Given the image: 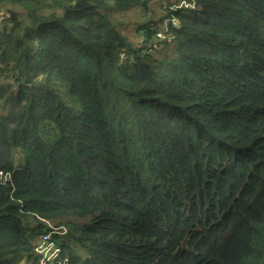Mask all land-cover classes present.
Wrapping results in <instances>:
<instances>
[{"label":"trees","instance_id":"obj_1","mask_svg":"<svg viewBox=\"0 0 264 264\" xmlns=\"http://www.w3.org/2000/svg\"><path fill=\"white\" fill-rule=\"evenodd\" d=\"M152 1L0 0V264H264V0Z\"/></svg>","mask_w":264,"mask_h":264},{"label":"built area","instance_id":"obj_2","mask_svg":"<svg viewBox=\"0 0 264 264\" xmlns=\"http://www.w3.org/2000/svg\"><path fill=\"white\" fill-rule=\"evenodd\" d=\"M194 8L193 3L185 4V0L181 1L177 7L175 8ZM171 27L178 28L179 22L176 18L166 20L163 25V30L159 31L157 34V38L161 41L167 40L168 42L172 41L173 37L169 35V30ZM51 231L47 234H44L40 239V244L36 248V253L42 255L41 264H46L47 262H51L56 260L60 255V249L56 246L53 241L54 236H62L67 233V229L65 227H55L49 225ZM60 264H65L62 262Z\"/></svg>","mask_w":264,"mask_h":264},{"label":"rangeland","instance_id":"obj_3","mask_svg":"<svg viewBox=\"0 0 264 264\" xmlns=\"http://www.w3.org/2000/svg\"><path fill=\"white\" fill-rule=\"evenodd\" d=\"M179 0H172L171 3H177V5L183 1L180 0V2L178 3ZM152 10L154 15H156V17H158L159 15H162L164 13L163 8L161 7V2L159 0H154L152 1ZM185 4H189L188 1L185 0ZM138 13H142L145 14V12L143 11H138V10H133V11H129L126 12L124 14H121L119 17L121 18V20L123 21L122 23L125 24L124 27V34L133 42L137 43L139 41V37L136 34V26L144 21L142 15L139 16ZM150 15H146V17H149ZM165 49L163 48H159V52L158 54L164 52ZM62 100L63 103H65L66 105L70 106L71 108H73L77 113L80 112L81 107L79 104V101L77 99H75L74 97H72L71 95H62ZM40 244V242H39Z\"/></svg>","mask_w":264,"mask_h":264},{"label":"clouds","instance_id":"obj_4","mask_svg":"<svg viewBox=\"0 0 264 264\" xmlns=\"http://www.w3.org/2000/svg\"><path fill=\"white\" fill-rule=\"evenodd\" d=\"M51 231V230H50ZM42 237V236H41ZM41 239V238H40ZM57 246V245H56Z\"/></svg>","mask_w":264,"mask_h":264}]
</instances>
